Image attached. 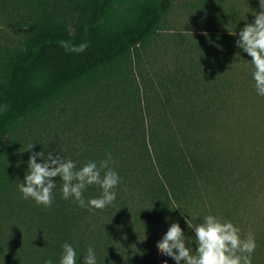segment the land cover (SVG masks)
<instances>
[{
	"label": "trees",
	"instance_id": "16d2710c",
	"mask_svg": "<svg viewBox=\"0 0 264 264\" xmlns=\"http://www.w3.org/2000/svg\"><path fill=\"white\" fill-rule=\"evenodd\" d=\"M211 1L0 0V264H59L65 242L78 260L92 245L98 264H135L140 246L159 250L172 220L191 236L184 217L195 225L209 213L249 233L242 225L248 195L264 187V168L256 179L252 160L225 140L239 110L254 111L264 127L251 57L229 33L245 24L241 10L231 4L239 21L216 23L225 31L173 34L169 40L187 54L182 62L173 54V70L151 74L143 65L175 5L200 10ZM61 40L88 46L66 51ZM62 114L71 131L56 144L58 131L44 125ZM260 136L249 146H264ZM59 148L78 168L111 153L121 177L111 205L89 211L64 199L59 176L50 206L23 197L17 186L29 153ZM100 194L98 185L84 191L85 198ZM252 235V264H259L264 230Z\"/></svg>",
	"mask_w": 264,
	"mask_h": 264
},
{
	"label": "clouds",
	"instance_id": "9594fccd",
	"mask_svg": "<svg viewBox=\"0 0 264 264\" xmlns=\"http://www.w3.org/2000/svg\"><path fill=\"white\" fill-rule=\"evenodd\" d=\"M259 8V11L252 8L254 19L240 27L238 34L236 30L229 33L236 36L235 45L250 55L248 61L253 66L251 75L256 92L264 96V0H259ZM240 20L247 21V16ZM60 44L71 52H81L88 46L87 41L73 44L69 40H61ZM237 53L240 55V52ZM34 143L24 150L33 149ZM20 162L18 160L17 164ZM111 163V153H107L105 159L99 162L89 160L78 168L76 161L67 157L63 149H52L47 153L42 149L33 150L26 161L27 171L17 187L25 199L32 198L37 204L50 206L57 187V180L53 178L59 176L63 182L60 192L64 199L71 198L89 211L103 209L115 201L116 187L121 180L119 173L110 167ZM89 185H98L101 194L85 198L84 191ZM177 208L181 210L179 206L174 209ZM184 213L181 210L182 216ZM184 219L194 235H188L179 220H172L158 240L162 255L171 257L175 264H252L256 241L251 233L242 236L238 225L231 220H221L211 213L204 215L201 222L195 225L186 216ZM193 242L196 245L194 249ZM62 249L59 264H98L97 253L92 245L87 246L82 260H78L80 255L71 243L65 242ZM44 264H53V260L46 259ZM161 264H168V261L164 260Z\"/></svg>",
	"mask_w": 264,
	"mask_h": 264
},
{
	"label": "rangeland",
	"instance_id": "374dc122",
	"mask_svg": "<svg viewBox=\"0 0 264 264\" xmlns=\"http://www.w3.org/2000/svg\"><path fill=\"white\" fill-rule=\"evenodd\" d=\"M231 4L241 10L243 17L240 19H244L245 15L247 16V21L240 20L244 23L250 22L254 19L253 13L251 12L253 9H256V11L260 10L259 0H212L211 2L204 4L203 7H200V10L180 4L175 5L168 12L164 22L162 23V36L157 37L153 44L156 48L155 56L152 57L151 55L148 61L146 58L143 62V65L149 69L151 74V71L161 73L166 72L170 68L173 70L174 65L176 64L175 58L173 59V54H177L179 62H182L183 59H186L187 54L181 53L180 48H177L175 43L170 41L169 38L173 34H177L179 32L184 34L186 38L187 36L191 38L190 35L192 33L209 32L212 30L213 26H221L222 31H225L226 28L223 24L216 25V23L221 19H226L232 22L237 21L235 18L238 17L231 15L229 8ZM221 5L227 6V11H220L218 7ZM249 7L253 9L249 11ZM241 27H243V25ZM183 45H186V42H184ZM153 80H155L154 76ZM238 112H241L239 113L241 116L233 122L235 129L231 131L228 137H225V140L230 145L232 144V146H234V150H239L240 148L241 155L252 160L251 167L253 168V175H255L256 179H263L261 178L260 174L264 168V146L263 144L260 146H249L251 141H255L256 138L262 137L260 135H264V127L261 125V118L256 113L254 115V111H251V109L239 110ZM60 116V119L58 117H51L47 125H44L45 127L49 128L51 132H53V130L58 131V139L56 144L61 143L62 139H65V135L67 136V133L71 131L68 126H66L67 124H71L62 123V116L65 117V115L62 114ZM262 119H264V114ZM59 131H61V134ZM79 131V128L75 127L74 133L80 135ZM41 134L42 137L47 136V133H45L44 130L43 133L41 132ZM79 138L80 136H77L74 140ZM49 142H51V139H49ZM44 143L46 144V142ZM258 182L259 181H256L255 184H258ZM246 211L247 214H245L244 223L242 224L243 226H246L245 230L251 234H254L257 230H264V187L255 190L248 195ZM148 248H146V246H140L139 252H137L135 255V264H143L140 260L145 253L151 256V261H147L144 264H161V262L164 260H167L168 264H175L171 257L162 255L160 248L158 251L153 248L152 250ZM261 257H264V255ZM260 261L261 263L259 264H264L263 260Z\"/></svg>",
	"mask_w": 264,
	"mask_h": 264
}]
</instances>
